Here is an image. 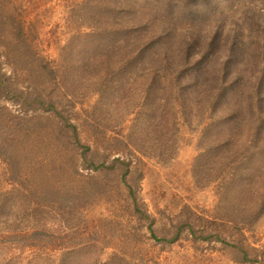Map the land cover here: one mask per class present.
<instances>
[{"label":"rangeland","instance_id":"obj_1","mask_svg":"<svg viewBox=\"0 0 264 264\" xmlns=\"http://www.w3.org/2000/svg\"><path fill=\"white\" fill-rule=\"evenodd\" d=\"M0 264H264V0H0Z\"/></svg>","mask_w":264,"mask_h":264},{"label":"trees","instance_id":"obj_2","mask_svg":"<svg viewBox=\"0 0 264 264\" xmlns=\"http://www.w3.org/2000/svg\"><path fill=\"white\" fill-rule=\"evenodd\" d=\"M138 29V30H137ZM137 29H135L134 30V32L136 33V32H138L139 30H140V28H137ZM129 33H132L131 31L129 32ZM193 73V74H192ZM191 74H192V77H193V79H195V78H197L198 77V71H196V70H193L192 72H191ZM72 129H73V127H71ZM72 134H74V141L77 143V146H81L83 149H84V151L82 152V154H83V158L84 159H86L85 158V155L88 153H90L91 154V151H90V148L89 147H87V146H82V144H81V141L79 140V138L77 137V134L76 133H74V132H72ZM117 165H120V167L121 168H125L126 169V172H125V174L123 175V178L127 175V173L129 172V164L126 162V161H124V160H121V159H119V158H116V159H114L113 160V167H115V166H117ZM130 194H132L133 195V192H132V190L130 189ZM260 217V215L259 214H257V215H255V217H254V220L255 221H253V222H250L249 224L250 225H254V224H256L257 223V219ZM220 222L222 223V225H224V223H227L228 221H225L224 220V218L222 217L221 219H220ZM246 256V255H245ZM254 263V262H253Z\"/></svg>","mask_w":264,"mask_h":264}]
</instances>
